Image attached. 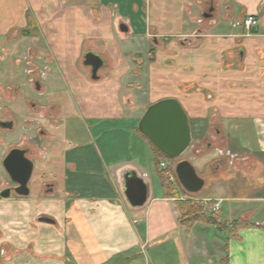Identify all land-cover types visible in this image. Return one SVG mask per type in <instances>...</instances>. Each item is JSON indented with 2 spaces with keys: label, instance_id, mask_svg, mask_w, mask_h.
I'll list each match as a JSON object with an SVG mask.
<instances>
[{
  "label": "crops",
  "instance_id": "obj_1",
  "mask_svg": "<svg viewBox=\"0 0 264 264\" xmlns=\"http://www.w3.org/2000/svg\"><path fill=\"white\" fill-rule=\"evenodd\" d=\"M25 2L0 0V37L12 30L13 39L7 48L11 55L19 54L24 43L16 37V31L21 26L19 18ZM98 2L95 15L90 6L88 13L84 10L80 14L77 9L72 15H52L55 27L66 30L58 31L57 45L50 52L57 56L58 64L50 70L56 73H47V64L39 67V76H49L39 80L46 88L39 92L48 96L37 99L15 91L8 103L13 104V114L20 123L16 117L1 116L0 108V120L13 123L11 128L0 127V141L3 136L6 139V143H0V193L15 186L2 161L12 147L24 148L17 140L34 128L32 121L40 120L41 126L35 125V129L43 135V127L51 124L52 118L53 135L56 133L50 143L25 146L34 163L33 172L43 170L50 176L32 179L31 175L27 196L13 191L8 197L0 196V264H264V219L252 223L245 220L251 225L238 229V238L226 239L225 254L215 262L202 236V249L196 241L190 244L193 227L180 226L175 197L165 194L155 167V152L137 127L145 108L165 97L177 98L189 118L205 125L217 120V132L224 135L226 143L222 149L229 155L219 156L208 149L201 156L204 169L211 157L217 170L242 160L238 167L233 165L235 171L230 178L225 174L216 177L211 184L216 194L206 196L221 199V204L231 202L227 214L220 215L223 220L231 219L237 205L239 216L249 219L264 209L260 204L264 202L263 176L247 186L248 195L235 193L248 183L239 185L246 166L249 176L264 172V0H180L181 31L180 26L162 31L157 18L147 17L143 30L138 29L135 18L140 15V6L135 0L123 6L115 1ZM205 7H213L210 16L203 15ZM201 14L205 19L199 17ZM247 14L258 20L250 33L239 25ZM95 23L107 26L93 28ZM121 24L127 26L126 31L120 30ZM150 33L154 37L187 36V46L154 51L152 63L146 68L148 97L136 102L130 89L140 74L138 67L128 62L129 48L123 41L125 36L141 38ZM84 38L105 43L102 47H106V53L86 51L103 59L97 79L91 78L89 66L86 72L73 64L78 54L75 45ZM24 49L29 55L35 48L29 45ZM64 57L73 65H64ZM176 82L187 83L190 89L181 91ZM64 83L69 85L76 105L72 114L55 110L53 117L51 112L31 110L37 100L59 104L68 101ZM193 84L198 91H192ZM94 140L101 141L102 151ZM237 169L241 179L238 186ZM126 171H134L148 186L147 200L141 206H131L124 196L122 174ZM43 216L52 221L40 220ZM196 225L199 229L204 224ZM193 247L194 254L202 255L200 260L192 259Z\"/></svg>",
  "mask_w": 264,
  "mask_h": 264
},
{
  "label": "rangeland",
  "instance_id": "obj_2",
  "mask_svg": "<svg viewBox=\"0 0 264 264\" xmlns=\"http://www.w3.org/2000/svg\"><path fill=\"white\" fill-rule=\"evenodd\" d=\"M99 0H26V2L23 4L25 7V11L20 14V24L21 26H17L18 30L16 31V37L21 42H24L21 44V50L19 54H9L7 51V48L9 47L10 41L13 39V35L11 32L12 30L7 31L6 33H2L1 35L3 37H0V97L3 99L2 102H0V108L1 110V116L7 117L10 115L11 117L14 116V110L12 105L8 103L9 100H12L13 96L15 95V91L20 92L21 95H30L33 98H39V99H45L48 95H45L44 93H41L39 91L46 90L45 88V82L44 84L41 83L39 80L45 81L49 76H46V79L39 76V67L40 65L47 64L49 71L47 73H56L53 71H50L53 69V66L58 62L56 60L57 56L50 55V52H54V47L57 45L56 42V34L58 31L66 30L65 28H57L55 27V24H53V17L55 16H64V15H72V13L79 9L80 14L84 13V10L86 13L89 12L88 6L91 7L92 14H96V10H98L97 6L100 5ZM107 1H115L119 3L120 5H124L126 1L128 0H107ZM180 0H175L174 2H170V0H135L140 6V15H138V18H135L136 24L135 26L138 27V29L143 30V25L146 22L144 19L147 20L150 18V20H154L155 18L158 19V25L159 29L162 31H172L176 30L180 26L181 31V20L179 21V8L177 7V4H179ZM62 3V4H60ZM29 7V8H28ZM27 8V9H26ZM89 9V10H88ZM204 12L208 11V7H205ZM199 17L202 19H205V17L199 15ZM67 26L70 28L71 24L68 22ZM93 28L96 27H102L107 26V24H101V23H95L94 25H91ZM67 27V28H68ZM91 27V28H92ZM116 30V28H114ZM45 32L47 35H45ZM121 33V32H120ZM119 33V35H120ZM139 33V32H138ZM46 36L49 38L46 39ZM81 41L80 44L75 45V53H78L75 55V59L73 60V64L80 70H84L86 72L89 71V67L83 64V57L87 50H93L94 51H102L103 53H106V47L103 46L105 43L102 40L95 39V38H84V39H78ZM76 40V42L78 41ZM123 41L128 44L129 48L127 50L128 52V62L132 64V67L134 66L137 70V73H139V77L134 79L135 82H133V87H131L130 91L134 94V98L136 102H142L147 99L148 97V89H149V77L146 68H148L149 64L152 63V54L154 51L158 48L163 50V52L168 51L171 46L180 47L181 45L187 46V36L186 38H178V37H165V36H153L151 33L149 35L138 37V38H132L125 36ZM90 41L95 42V44H89ZM122 42V41H121ZM33 46L35 48L31 54L25 53V49L27 46ZM16 56V58H15ZM25 58V59H24ZM59 59V58H58ZM70 58L64 57L63 63L64 65H73L71 64L72 60H69ZM16 60L18 62H16ZM47 60V61H46ZM171 61V59H170ZM169 62V60H168ZM140 63V64H139ZM36 81L39 83V88L36 87ZM59 81V80H58ZM65 87L64 95L68 97V101L64 99L63 104L54 103L53 101H49L47 103H41L39 100H37L31 110L32 111H39L44 113V111H47L49 114L51 112V116H53L56 112L55 110L64 111V115L72 114L74 110H76V105L71 99V89L68 87V84H63ZM176 85L179 86V89L187 90L190 89L188 87L187 83H178L176 82ZM15 86H17L15 90ZM191 89H195L192 91H198V87L191 86ZM68 94V95H67ZM52 96V95H51ZM73 98V97H72ZM71 99V100H70ZM41 103V104H40ZM22 104V103H21ZM11 105V106H10ZM30 105V103H29ZM23 108V106H22ZM21 108V109H22ZM30 109V106L29 108ZM55 117V116H53ZM18 121V122H17ZM51 124L45 125L44 131L45 133L41 135L40 129H35V125H40V120H33L32 125L29 131L26 132L24 135H20V138L17 140V144H20L21 146H33L35 143H47L51 142L50 139H55V134L53 135V124H52V118L49 119ZM97 121V120H95ZM16 122L20 123L21 120L16 117ZM94 123V121H90ZM190 126H191V132H192V154L193 158L191 159L192 164L197 172L198 175L205 178V185L200 190V192L196 194H188L183 193L181 190V187L177 182L173 181L172 185L174 188L178 191L179 196L175 197V201L177 200H192V199H201L202 201L206 202L207 205L205 206V212L208 214H211L212 212H215L211 209V206L209 205V201H214L213 198H210L206 195H215L216 194V188L212 187V181L216 179V177H221L222 175H226L227 177H231L233 171H235V167L233 166L236 163V166L240 164L239 161L242 159L239 158L237 161H235L234 164L228 165L229 167L217 170L214 168L216 161L212 160V157L209 158L206 168L205 162L202 160L201 156L210 149L211 153L217 154L219 156H225L220 155L217 151V149H222L223 146H225V139L224 135L221 132H217L218 126H220L217 122V120H212L211 123H201L199 120H195L193 118H189ZM58 123V122H57ZM89 123V122H88ZM55 125V124H54ZM41 126V125H40ZM38 128V127H37ZM3 135V134H2ZM12 135V134H11ZM14 135V134H13ZM13 137V136H12ZM95 143L98 144L99 148L102 151V143L100 140H94ZM1 144L6 143V139L4 136L1 138L0 141ZM93 144V143H92ZM91 144V146H92ZM185 155H182L180 158H183ZM227 156V155H226ZM229 157V156H228ZM238 158V157H237ZM174 162L177 159H173ZM173 162V164H174ZM243 169V168H242ZM205 170V171H204ZM245 171V174L248 176H244L241 179L238 177L239 170L237 169V172H235V184L238 186L241 184H244V182L248 181L247 184H245L243 187L238 188L235 193L239 196H246L248 195V189L247 186L249 184H256L259 182V180L264 177V172H256V174L249 176L247 166L243 169ZM221 171H224L222 174ZM259 171V169H258ZM228 172V173H226ZM249 173V174H248ZM43 175H46V177H49V172L40 170L37 173L33 172L32 179L35 177L39 178ZM240 175V174H239ZM248 177V180L247 178ZM228 178V179H229ZM32 179L29 182L30 185H32ZM232 181V180H231ZM221 202V199H218ZM234 202H237L234 201ZM243 202V201H242ZM231 202H229L230 204ZM239 203V201H238ZM227 201L220 203L221 209L217 210L216 212L219 213V216L221 214L226 215L227 210L229 209V205ZM253 204V203H251ZM262 206H264V202L260 203ZM177 205V203H176ZM232 205V204H231ZM178 207V206H177ZM232 207V206H231ZM238 207V205H237ZM236 207V208H237ZM235 208V209H236ZM233 209V212L230 214L231 219H221V222L229 223L230 221L236 219V218H243L244 220H250V222H254L255 220H261L264 219V209L261 211H257V214L253 215L251 219L248 217H241L238 214V210L235 211ZM221 212V213H220ZM236 212V213H235ZM180 216V215H179ZM198 223V222H197ZM202 223V222H201ZM202 225L199 229L196 226H193L192 240L190 241V244L193 241L197 242V245L199 248L202 249L203 245L200 242V237L202 236L206 243V247L210 250L209 251V257L215 262L217 260V257H223L225 254V241L226 239L231 238H238V230L231 233L227 227L224 228H217L215 225L212 224H205ZM227 228V229H226ZM196 234V235H195ZM199 241V242H198ZM194 247L191 249L193 260H200L201 254H194Z\"/></svg>",
  "mask_w": 264,
  "mask_h": 264
},
{
  "label": "water",
  "instance_id": "obj_3",
  "mask_svg": "<svg viewBox=\"0 0 264 264\" xmlns=\"http://www.w3.org/2000/svg\"><path fill=\"white\" fill-rule=\"evenodd\" d=\"M213 7H209L204 16H210ZM120 30L126 31L125 24L120 25ZM83 64L89 66L91 78L97 79V71L104 64L100 55L88 51L84 54ZM37 88L39 84H36ZM12 121L0 120V127L11 128ZM138 130L147 140L163 155L171 159H177L173 170L181 187L190 194H196L205 185V178L197 174L192 162L186 158H180L192 141V132L189 116L180 101L175 97H165L149 104L138 124ZM27 149L12 147L5 155L2 166L11 181L15 183L12 188H6L0 193L1 197H8L13 191L18 196L29 195L28 182L34 169L33 161L27 156ZM124 196L127 202L133 206L143 205L148 197L146 182L135 174L134 171H126L122 174ZM42 221L51 222L48 217H40Z\"/></svg>",
  "mask_w": 264,
  "mask_h": 264
},
{
  "label": "trees",
  "instance_id": "obj_4",
  "mask_svg": "<svg viewBox=\"0 0 264 264\" xmlns=\"http://www.w3.org/2000/svg\"><path fill=\"white\" fill-rule=\"evenodd\" d=\"M151 146L155 152L154 161H155L156 171L159 177L161 178L163 187L165 188L166 191L165 194L171 197H178L179 193L172 185L173 181L168 180L167 177L168 173H172L175 177L174 181L177 182V184H179V186L181 187L172 168L174 160L163 155L152 144ZM162 161L166 162L167 164L165 168H160V162ZM181 190L183 193H188L182 187ZM176 203L180 210V216L178 218V222L180 226L193 227L195 223L202 222L205 224L215 225L219 229L227 227L229 231L233 233L234 231H237L240 228L251 225L249 221H245L241 218H236L230 221L229 223L221 222L218 212L215 211L212 212L211 214L205 212V206L207 205V203L202 201L201 199L177 200ZM208 203L212 207L213 204L212 200H210Z\"/></svg>",
  "mask_w": 264,
  "mask_h": 264
},
{
  "label": "built area",
  "instance_id": "obj_5",
  "mask_svg": "<svg viewBox=\"0 0 264 264\" xmlns=\"http://www.w3.org/2000/svg\"><path fill=\"white\" fill-rule=\"evenodd\" d=\"M60 4H62V3H60ZM239 25L244 30V32L250 33L251 32V29L254 28V27H256L258 25V20H257V18H256L255 15L247 14L245 16V18H243L241 20V22L239 23ZM192 140H193V138H192ZM192 146L193 145H192V141H191L189 147L183 153V155H185L184 158H186V159H188L190 161L193 158ZM217 151H218V153L220 155H229V151L227 149H217ZM166 165H167L166 162H164V161L160 162V167L165 168ZM173 165H172V168H173ZM167 177H168V180H170V181H174L175 180V177H174V175L172 173H168L167 174ZM211 209L213 211L219 210L220 209V200H214Z\"/></svg>",
  "mask_w": 264,
  "mask_h": 264
},
{
  "label": "flooded vegetation",
  "instance_id": "obj_6",
  "mask_svg": "<svg viewBox=\"0 0 264 264\" xmlns=\"http://www.w3.org/2000/svg\"><path fill=\"white\" fill-rule=\"evenodd\" d=\"M24 148H25V146H24ZM26 149H27V148H26ZM27 151H28V149H27ZM28 152H29V151H28ZM28 152H27V153H28Z\"/></svg>",
  "mask_w": 264,
  "mask_h": 264
}]
</instances>
